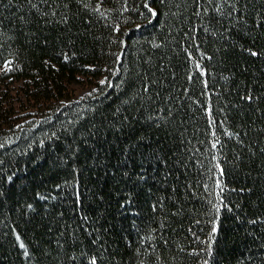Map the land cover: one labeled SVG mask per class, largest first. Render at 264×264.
I'll use <instances>...</instances> for the list:
<instances>
[{"label":"trees","instance_id":"16d2710c","mask_svg":"<svg viewBox=\"0 0 264 264\" xmlns=\"http://www.w3.org/2000/svg\"><path fill=\"white\" fill-rule=\"evenodd\" d=\"M93 261L264 264V0H0V264Z\"/></svg>","mask_w":264,"mask_h":264},{"label":"snow or ice","instance_id":"6c2138e0","mask_svg":"<svg viewBox=\"0 0 264 264\" xmlns=\"http://www.w3.org/2000/svg\"><path fill=\"white\" fill-rule=\"evenodd\" d=\"M213 231H215V229H213ZM93 264H95V262L93 261Z\"/></svg>","mask_w":264,"mask_h":264}]
</instances>
